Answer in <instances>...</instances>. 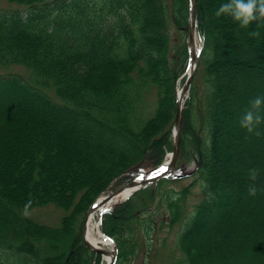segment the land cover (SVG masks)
<instances>
[{
	"label": "trees",
	"instance_id": "1",
	"mask_svg": "<svg viewBox=\"0 0 264 264\" xmlns=\"http://www.w3.org/2000/svg\"><path fill=\"white\" fill-rule=\"evenodd\" d=\"M8 1L29 7L30 14L27 19L19 13L0 16V64L26 67L30 80L14 76L0 80V243L15 255L13 264H65L66 257L70 264H94L81 233L89 206L114 180L137 172L146 162H161L171 148L175 81L188 56L185 45L171 52L168 19L175 18L176 29L187 33L183 28L187 27L188 0ZM215 9L212 0H199L202 54L182 131L183 159L198 161L195 185L200 186V195L185 210L182 204L189 201L193 185L172 192L167 199L169 218L164 216L162 222L170 227L182 222L179 247L186 264H264V233L258 238L256 253L223 240L232 234L222 223L230 194L223 178L213 174L220 122L229 110L238 108L236 102L231 107L227 101L235 95L233 83L238 91L245 90L253 78L264 83V28L259 29L258 39L242 40L246 54L253 45L259 53L241 58L234 34L242 39L256 25L245 29L227 19L218 23ZM135 25L139 40L132 35ZM148 86L158 91L152 112L151 106H141L142 88ZM37 116L39 120H34ZM58 123L73 126L56 134L53 128ZM81 126L113 141L107 148L110 154L118 147L122 151L108 159L101 150L102 141L75 136ZM259 130L262 138L264 125ZM240 134L246 136L245 150L249 149L255 135L245 129ZM70 135L75 136L74 148L83 141V149L96 150L97 157L91 161L73 157L74 148L66 145ZM261 146L256 157L248 160L251 164L244 176L248 178V170L258 166L257 182L264 189V143ZM180 183L162 180L142 191L140 200L135 198L105 217L106 231L119 243L118 264H131L123 234L132 228L131 235H136V225L156 226V214L163 208L158 203L161 189ZM256 197L264 206V191ZM28 201L32 202L28 212L38 207L63 211L60 227L51 228L26 216ZM142 215L152 221L144 224ZM117 222L122 226H116ZM210 230L215 231L209 237L216 239V247H197L195 238Z\"/></svg>",
	"mask_w": 264,
	"mask_h": 264
},
{
	"label": "rangeland",
	"instance_id": "2",
	"mask_svg": "<svg viewBox=\"0 0 264 264\" xmlns=\"http://www.w3.org/2000/svg\"><path fill=\"white\" fill-rule=\"evenodd\" d=\"M48 1V0H46ZM51 1V0H49ZM54 1V0H52ZM224 0H212V3L219 7L221 3H223ZM26 6H20L17 4H11L7 0H0V12H8V11H25L24 8ZM216 11V9H215ZM214 11V12H215ZM215 21L218 23L222 22V19L229 21L230 23H235L230 17L228 16H221L216 17L215 15ZM176 19L171 18L169 20L168 30L170 33V50L172 53L177 50L178 47L182 45V42L185 40L184 34H181L176 29ZM264 28V27H262ZM235 40L239 42V53L238 56L241 58L246 57L247 55L252 54H258L259 48L257 45L251 46V52L249 54L247 53L246 44L242 42V40L245 38L249 41V39L253 38L249 36V34L244 33L241 37H238L237 34H234ZM258 44V43H257ZM224 52L221 53V57H224ZM255 56V55H253ZM172 58V57H171ZM12 73H18L20 74L24 79L30 80V74L27 70H25L22 67L16 66L11 69H4L0 68V76L6 77L8 74ZM231 75V74H230ZM233 75V74H232ZM231 78L234 80L236 77L233 75ZM184 80L180 83L178 82V89H181L184 85ZM250 85H247L245 90L238 91L237 89L239 86H236L235 83H233V87L235 88V95L233 97H230L227 99L228 103L232 107V103L235 105V102L238 106L237 110L234 109L229 110L228 116L225 117V121L220 122V128L219 133L217 135V142H216V152L218 154V163L215 166V169L213 171V174L216 178L222 177L224 182V189L226 192L230 194V197L227 199L226 204L224 205L223 211V221L222 223L226 226V230L228 229L229 233H232L231 236L226 234L224 235L223 240H229L234 245H241L243 248L247 249L249 252L256 253L257 249H255V246L257 245L259 241V236L261 233H264V206L260 205L259 200L257 197H250L247 195V189L248 185L251 183V181L244 176V171L247 168V163L250 158L256 157V154L259 153V149L262 148L261 145L264 143V136L260 137H253V140H251V147L247 150H245L246 146V136L240 134V130H243L239 125L240 120V112H243L249 107V99L253 96V94H264V83H262L260 80L253 78L250 80ZM264 82V81H263ZM156 92L157 87L151 86L142 88V103L146 106L151 108L149 109L150 112L153 111L152 105H154L156 99ZM48 94L55 98V95L53 92L49 91ZM247 98H246V97ZM242 104L240 106V104ZM143 116L145 117L147 114L142 112ZM42 115V113L40 114ZM38 117V118H37ZM34 120H39V116H37ZM34 118V117H33ZM41 118V117H40ZM42 119V118H41ZM73 123L70 124H62L58 123V126H55L53 131L58 134L62 131H66L69 127H72ZM82 127V126H81ZM239 129V130H238ZM85 129L82 127L79 129L76 137H79L80 139L83 136L89 135V138L91 140H98L102 141L104 143L101 146V150L103 153H107L109 155L108 159L115 158L122 149L118 147L116 149L115 154H110L107 151V148L109 146H112L114 144L113 141L108 140L105 136H99L98 133L90 132L88 130L84 131ZM238 130V131H237ZM75 136L70 135L67 137V147L71 148L73 147ZM84 138V137H83ZM98 138V139H97ZM82 140V139H81ZM84 143L81 141V144L79 143L74 148L73 157H82L85 159V161H91L94 160L95 157H97L96 150L89 151L84 150ZM244 147V151L242 148ZM264 153V152H263ZM262 160H264V154L262 155ZM82 161V160H81ZM245 162V164H244ZM257 162V161H255ZM55 163L57 161L55 160ZM258 163V162H257ZM260 165V164H259ZM2 165H0L1 169ZM85 167V166H84ZM261 167V165H260ZM194 168L193 165H187V164H180V170L183 172H189L192 171ZM258 168V166H257ZM63 170H66L64 167ZM76 170V169H75ZM77 171V170H76ZM194 178H187L184 180V183L177 184V185H165L163 189H161V193L159 195L158 203L163 207L160 209V211L157 212V215H163L169 213L167 211V199L170 196L172 192H182L186 186H189L193 183ZM123 182V181H122ZM119 184V183H118ZM257 187L261 188V185L256 181ZM117 185V184H116ZM115 185V186H116ZM113 186L112 188H114ZM199 185L196 184L193 186L191 190V194L189 195V201L187 203L182 204V207L185 210H190L192 206L194 205L197 197L200 195V189L197 188ZM234 187H239L235 191ZM111 188V189H112ZM262 189V188H261ZM259 194H263V191L258 192ZM30 217L34 218L40 223H43L44 225H50L48 227L51 228H59V221L63 217L64 213L61 210H57L54 207H46V208H36L28 212ZM26 215V216H27ZM141 222L144 224L150 223L152 220L148 215H142L141 216ZM121 221V220H120ZM122 226V224H119L117 222L116 226ZM142 226L136 225V235L132 236V228H130L129 234H123L121 240L122 242L129 245L130 251H131V257L130 262L131 264H146L149 262V264H186V255L183 254V252L178 248V234L183 229L182 222H178L177 225L174 226L173 229L165 228L162 232L158 234V237L152 241H146L145 240V229L141 228ZM160 228V226H159ZM220 230V227H218L215 231ZM215 231L210 230L209 232L202 233L200 237L195 238L196 240V246L197 247H203L205 245L206 247H209L211 250L216 247V239L209 237V233H214ZM197 235V234H196ZM64 238L61 239V242ZM222 240V241H223ZM59 243V250H63V244ZM153 246H157L158 248L153 249ZM6 246L2 245L0 243V264H13L15 259V255L8 251L9 249H5ZM67 254H65L63 257L65 258ZM153 258V259H152ZM67 257L65 258V264H70L71 261H66ZM63 263V261L61 262ZM99 263V262H98ZM77 264V263H75ZM83 264V263H82ZM101 264H105L103 261H101Z\"/></svg>",
	"mask_w": 264,
	"mask_h": 264
},
{
	"label": "clouds",
	"instance_id": "3",
	"mask_svg": "<svg viewBox=\"0 0 264 264\" xmlns=\"http://www.w3.org/2000/svg\"><path fill=\"white\" fill-rule=\"evenodd\" d=\"M215 15L216 17L228 16L245 29L255 24L256 28L249 32V36L258 39L260 37L259 29L264 27V0H224L216 9ZM239 125L249 135L256 137L262 135L259 129L261 125H264V94L257 95L249 101V107L240 117ZM259 174L260 170L257 168L248 170V179L251 183L248 185L247 195L250 197H256L258 192L264 191L256 184ZM31 203L28 201L25 204V215L28 214Z\"/></svg>",
	"mask_w": 264,
	"mask_h": 264
},
{
	"label": "water",
	"instance_id": "4",
	"mask_svg": "<svg viewBox=\"0 0 264 264\" xmlns=\"http://www.w3.org/2000/svg\"><path fill=\"white\" fill-rule=\"evenodd\" d=\"M197 9H198V0H190V22H189V49H190V62L192 65L195 64L196 60H197ZM195 70V68H194ZM193 70V73H194ZM189 87H186L184 89V92H186L188 90ZM181 99L178 102V114H177V120H176V135L174 138V149H173V160L172 163L175 161V159L177 158L178 154H179V150H180V143H181V123H182V106H181ZM147 177V176H145ZM146 179V178H145ZM157 179V178H156ZM153 180V179H152ZM146 180H139L138 182H132L129 185H134L137 186L138 183L142 182L145 183ZM119 190V188H118ZM129 196H127L125 199H127ZM112 199H110L111 201ZM107 211V209L102 210L103 213H105ZM100 214V218L103 216V214ZM94 229V228H93ZM92 229V231H93ZM95 252L101 254V255H105L106 254L104 252H102L99 249L94 250Z\"/></svg>",
	"mask_w": 264,
	"mask_h": 264
},
{
	"label": "bare ground",
	"instance_id": "5",
	"mask_svg": "<svg viewBox=\"0 0 264 264\" xmlns=\"http://www.w3.org/2000/svg\"><path fill=\"white\" fill-rule=\"evenodd\" d=\"M169 161H170V156L166 159V162ZM131 190L132 189L129 188L127 185H124L123 189L119 193H113L115 192V190H113L112 192L110 191L107 194H104L101 198L97 200L91 211V216L88 221V232H89L88 234L91 235L90 237L91 239H89V242L91 243L89 246L106 249L109 254V257H107L108 261H110L114 256L113 242L104 235V233L101 231L99 227H96L94 234L90 233V230L94 226V222L97 218L98 212L106 202L108 196H113V201L119 202L123 200L127 195H129Z\"/></svg>",
	"mask_w": 264,
	"mask_h": 264
},
{
	"label": "snow or ice",
	"instance_id": "6",
	"mask_svg": "<svg viewBox=\"0 0 264 264\" xmlns=\"http://www.w3.org/2000/svg\"><path fill=\"white\" fill-rule=\"evenodd\" d=\"M167 171V168H158L156 171H154L151 175L152 177H155L157 175H160L162 172ZM139 179H144L143 173H141Z\"/></svg>",
	"mask_w": 264,
	"mask_h": 264
}]
</instances>
